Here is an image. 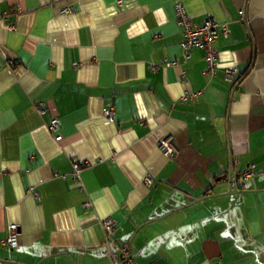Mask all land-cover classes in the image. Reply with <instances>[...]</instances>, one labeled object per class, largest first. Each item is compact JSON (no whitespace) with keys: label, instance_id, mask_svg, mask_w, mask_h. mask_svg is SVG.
I'll use <instances>...</instances> for the list:
<instances>
[{"label":"crops","instance_id":"0c3cea01","mask_svg":"<svg viewBox=\"0 0 264 264\" xmlns=\"http://www.w3.org/2000/svg\"><path fill=\"white\" fill-rule=\"evenodd\" d=\"M178 4L227 24L215 77ZM108 241L137 264H264V0H0V264H114Z\"/></svg>","mask_w":264,"mask_h":264},{"label":"built area","instance_id":"2783aa9c","mask_svg":"<svg viewBox=\"0 0 264 264\" xmlns=\"http://www.w3.org/2000/svg\"><path fill=\"white\" fill-rule=\"evenodd\" d=\"M177 11V18L179 26L183 29L184 32V39L181 42V48L185 55H188L195 48H203L206 51V70L210 73L213 77L217 75V50L214 47V42L218 38L219 30H222L225 35H228L229 30L227 24L220 25L219 23L215 22L213 19H207L202 25H198L195 23L190 16L186 13L185 8L183 5L178 4L176 6ZM242 20L244 21V13L241 12ZM172 63L169 62L168 65ZM11 66H15L14 61L11 62ZM238 72L237 68L229 67L225 69V76L226 79L230 81H234V74ZM185 99H189L194 101L196 99V95H187L184 97ZM46 105L42 103L40 107H38V111L43 113L45 111ZM114 111L113 109L109 108L105 110V115L110 120L114 119ZM61 127V122L59 119L55 118L52 119L49 123V130L52 134L55 135L57 139H61V135L59 134V130ZM160 147L164 154L167 157H172L174 155V150L172 145L167 141H160ZM75 175L77 178H80L81 173V166L78 163L74 164ZM254 176L253 168L248 169L244 173L233 174L230 176L229 184L232 189H240L245 190L247 189V183L251 180ZM153 178L151 176H147L146 182L148 185H151ZM113 221H105L103 224L104 229L110 230L114 225ZM4 244L10 246L13 249H16L20 246L19 243V232L18 226L15 224L10 225L9 231L5 240L3 241ZM109 253L113 259L114 264H137L132 255V249L130 246L124 244L121 245L118 252L113 250V246L108 241Z\"/></svg>","mask_w":264,"mask_h":264},{"label":"water","instance_id":"95a60500","mask_svg":"<svg viewBox=\"0 0 264 264\" xmlns=\"http://www.w3.org/2000/svg\"><path fill=\"white\" fill-rule=\"evenodd\" d=\"M232 172H233V171H232ZM233 192L235 193V192H238V191H237V190H234Z\"/></svg>","mask_w":264,"mask_h":264}]
</instances>
